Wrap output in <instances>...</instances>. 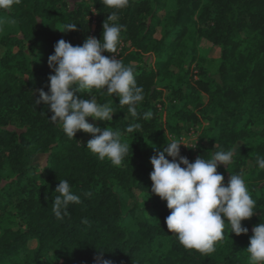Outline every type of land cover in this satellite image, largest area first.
Wrapping results in <instances>:
<instances>
[{
  "label": "trees",
  "instance_id": "16d2710c",
  "mask_svg": "<svg viewBox=\"0 0 264 264\" xmlns=\"http://www.w3.org/2000/svg\"><path fill=\"white\" fill-rule=\"evenodd\" d=\"M111 11L102 0H21L0 12L16 21L0 33V264H95L99 251L112 264H248L252 228L264 222V170L256 164L264 155V0H130L120 10L126 30L117 55L143 87L141 118L100 91L97 102L114 108L113 120L86 118L130 143L120 167L85 148L91 134L69 139L49 120L48 106L34 102L36 89L47 92L55 43L102 39ZM69 23L75 31H63ZM212 49L218 57L211 72L201 54ZM146 111L153 114L148 120ZM131 123L141 128L127 133ZM193 128L200 132L196 148L180 154L194 162L236 147L234 162L217 171L225 184L230 174L243 175L257 202L256 213L242 221L248 234L226 226L209 255L185 249L168 232L170 210L151 192L149 178L154 149ZM64 179L82 203L58 220L54 189Z\"/></svg>",
  "mask_w": 264,
  "mask_h": 264
},
{
  "label": "clouds",
  "instance_id": "9594fccd",
  "mask_svg": "<svg viewBox=\"0 0 264 264\" xmlns=\"http://www.w3.org/2000/svg\"><path fill=\"white\" fill-rule=\"evenodd\" d=\"M20 2L0 0V12L10 11ZM102 3L112 9L102 23V39L88 36L82 45L58 40L47 59L51 72L47 77V92L43 88L36 89L38 96L34 102L48 106L49 120L69 139H74L78 131L91 134L85 148L99 160L107 159L113 166L120 167L128 156L130 143L123 142L121 131L101 128L86 120L91 117L101 122L111 121L116 113L109 103H98L94 91L115 95L118 104L126 105L131 117L139 119L141 114L137 108L144 100V90L137 84L134 68L126 66L117 55L121 32L126 30V25L119 23V13L129 6L130 0H102ZM15 23V19L0 15V33L6 25ZM75 30L76 24L69 23L63 31ZM105 52L111 55H103ZM77 92L88 98L78 97ZM152 115L151 111H146L142 118L148 120ZM140 128V123H131L126 131L132 134ZM181 145L187 147L182 141L172 139L166 146L154 149L149 161L151 192L166 201L170 210L164 221L168 232L174 234L185 249L209 255L224 239L226 226L236 236L248 234L249 229L242 226V221L256 213L257 202L243 175L230 174L225 184L224 175L217 171L221 165L227 169L234 162L236 147L215 151L208 159L198 156L194 162H189L180 154ZM256 164L258 169L264 170V155L256 156ZM54 192L58 195L54 197L52 212L58 220L69 215L70 205L82 203L66 179L58 182ZM245 251L248 264H264V222L252 228ZM104 252L99 251L94 257L95 264H112L103 258Z\"/></svg>",
  "mask_w": 264,
  "mask_h": 264
},
{
  "label": "rangeland",
  "instance_id": "374dc122",
  "mask_svg": "<svg viewBox=\"0 0 264 264\" xmlns=\"http://www.w3.org/2000/svg\"><path fill=\"white\" fill-rule=\"evenodd\" d=\"M201 56L203 57V64L207 67V69H209L211 72L214 71L215 68H216V63H215V61H213L211 59L218 57V51L212 49L210 51L209 55H207V57L204 55V53H202ZM163 117H164V114H162V118ZM205 126H206V124L203 123L201 125L200 129L204 128ZM199 135H200V132L197 131L194 128L193 129H190V131L187 132V133H183L181 136L178 137L177 140H180L183 143H185L187 147L181 145L180 148L183 149L184 151L191 150V152H194V150L196 148V145H197V143L199 141ZM189 155H191V154H189ZM29 246L33 247L34 246V243L33 242H30L29 243Z\"/></svg>",
  "mask_w": 264,
  "mask_h": 264
}]
</instances>
